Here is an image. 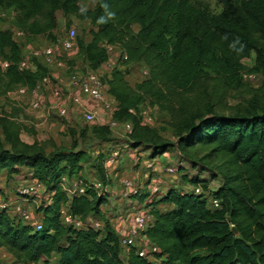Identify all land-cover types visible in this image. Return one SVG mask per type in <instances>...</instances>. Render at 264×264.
<instances>
[{
    "label": "trees",
    "instance_id": "16d2710c",
    "mask_svg": "<svg viewBox=\"0 0 264 264\" xmlns=\"http://www.w3.org/2000/svg\"><path fill=\"white\" fill-rule=\"evenodd\" d=\"M81 1L0 0V9L17 12L28 41L43 36L53 42L57 13L79 14ZM216 1L224 10L220 15L212 14L205 0H97L95 10L81 15L95 26L89 41L77 40L89 69L96 71L106 64L107 46H113L121 50L125 63H143L149 70L135 88L115 70L108 81V92L118 104L114 119L132 123L133 145L151 146L162 155L172 147L197 170L196 175H182L185 191L169 189L151 203L142 191L131 196L154 218L145 237L160 250L161 264H264V103L257 104L258 113L225 116L215 111L216 102H210L208 91L213 82L217 102H222L226 94L222 96L219 88L239 79L241 61L252 52L258 71L264 72V0ZM135 25L140 26L138 33ZM23 57L12 31H0V60L9 63L7 68L0 66V98H8L18 88L32 91L48 77V68L39 61L35 70L21 69ZM144 103L170 116L181 135L176 144H159L157 131L141 116ZM9 125L5 132L11 148L0 149V170H7L11 178L21 168H29L34 183L42 184L51 197L37 210L43 224L39 231L0 210V250H7L21 264L54 257L57 264H152L136 248L124 256L120 236L109 221L100 229L64 226V207L84 223L105 216L102 206L108 199L97 189L87 183L86 195L71 197L63 183L67 179L70 187L82 173L84 151L51 156L34 152L21 141L17 123ZM95 125L92 132L98 140L111 142L107 137L111 128ZM215 161L221 162L217 168L223 179L212 191L210 181L198 174L212 172L205 163ZM97 171L106 185L103 167L98 165ZM198 188L203 194L194 192ZM210 197L220 201L219 209L209 208ZM163 205L173 209L162 211Z\"/></svg>",
    "mask_w": 264,
    "mask_h": 264
},
{
    "label": "rangeland",
    "instance_id": "374dc122",
    "mask_svg": "<svg viewBox=\"0 0 264 264\" xmlns=\"http://www.w3.org/2000/svg\"><path fill=\"white\" fill-rule=\"evenodd\" d=\"M205 4L214 15H220L224 11L216 0H205ZM96 7L97 0H82L78 4L79 14L57 13V28L54 32L56 40L52 42L48 38L40 36L30 42L26 35L27 46L22 44L24 55H28L27 50L30 47H45L52 43L68 64V71L62 72V84L60 83L65 86L66 82L78 72V69L80 70L85 66V62L79 51H64L61 47V41L71 29L76 30L77 40L85 38L89 41L90 32L95 30V26L81 15L95 10ZM40 18L43 19L44 17ZM20 28L18 14L14 9L9 11L0 9V31L20 30ZM133 29L138 33L140 26L135 25ZM108 62L110 64L109 70L123 73L127 83L132 88H135L148 77L149 70L145 64L125 63V58L122 57L121 50L117 47L110 52ZM241 64L243 70L239 79L232 85H226L227 88L224 86L219 88V93L222 96L226 94L222 102H217L220 98L215 95L216 85L212 82L208 86L211 96L209 97L210 102L218 103L213 104L218 114L230 116L237 113H258L257 104L264 103V72L258 71L256 53L252 52L249 58L241 61ZM43 98L47 107H50L51 103L47 97L43 96ZM34 99L28 96H21L20 98L19 95L0 98V149L11 148L5 129L11 127L9 123H17L20 128L21 141L32 148L34 152L51 156L57 152L84 151L85 158L81 164L82 173L73 178L70 187L77 181H83L96 186L97 192L108 199L102 206L104 218L97 219L103 224L107 221L111 223L112 219L119 220L130 212L134 205H138L134 203L135 201L131 196H126L129 193L127 182L136 185L140 191L147 193L149 198L151 188H146V185L152 179L149 184L154 183L161 188V196L155 199L159 200L169 189L185 191L186 187L181 180L182 175L197 174V170H193L191 164L184 162L179 152L172 147L168 149L166 154L162 155L157 154V149L151 146L140 148L134 146L136 137L126 128L127 125L133 128L129 121H119L116 128L110 129L111 134L107 137L111 142L105 143L98 140V137L92 132L96 125L87 124L83 120L82 114H73L71 121H68L49 109H31L29 102ZM142 107L150 113L151 122L148 126L157 131L160 137L159 144H176L181 135L180 131L171 124L170 116L150 104L144 103ZM141 123L143 124V122ZM96 124L101 123L97 122ZM117 153L119 155L116 157ZM152 158L158 159V165L156 171L150 172L147 170V162ZM196 161H200V159ZM220 164L219 161L205 163V167L212 172L198 174L201 179L210 181L212 191L217 190L222 183L223 175L217 168ZM98 165L103 167L106 176H108L106 166L110 168L111 177H107L106 185L102 181L101 175L98 174ZM168 167L175 168L177 172L173 175L168 174L165 170ZM181 168L183 170H180ZM7 173V170H0V210L6 206L9 214L18 220H21L24 214L31 215L32 226H35V223L41 221L37 210L49 201L51 196L47 195L46 190L43 189L39 197L25 199L21 196L20 191L25 185L34 183L30 169L23 167L18 175L11 178ZM213 174L217 177L213 178ZM145 175L148 178H145ZM130 200L134 202H130ZM167 209L169 207L162 208L163 211ZM116 223H114L115 229L117 228ZM0 261L6 264H21L17 263L15 257L5 249L0 250ZM39 264H57V260H45Z\"/></svg>",
    "mask_w": 264,
    "mask_h": 264
},
{
    "label": "built area",
    "instance_id": "2783aa9c",
    "mask_svg": "<svg viewBox=\"0 0 264 264\" xmlns=\"http://www.w3.org/2000/svg\"><path fill=\"white\" fill-rule=\"evenodd\" d=\"M13 39L16 43L22 46H27V37L21 30H13ZM24 42V43H22ZM61 47L66 52H77L78 41L77 33L75 29L68 31L67 35L63 37L61 41ZM115 47L107 46L109 52H112ZM28 55L23 57V61L20 64L21 69H36V62L39 61L45 65L49 70V75L46 77L34 90L29 91L26 88H18L15 92L9 96L19 95L33 97L30 107L33 110L49 109L56 112L61 118L71 121L73 114H82L83 120L93 125L100 122L109 126L111 129L116 128L119 123L114 119L116 112L118 111V104L116 99L108 92V81L111 78L112 71L109 70V62L104 64L100 69L93 71L85 65L82 69H78V72L72 76L62 86V72L68 71V64H66L63 56L58 52L56 47L51 43L45 47H30ZM125 58V57H124ZM0 66L7 68L9 63L0 60ZM61 83V84H60ZM44 93V94H42ZM47 95V96H45ZM47 97L50 107L46 105L45 99ZM37 98V99H36ZM130 113L136 114L135 110H131ZM141 116L144 121L149 124L151 122L150 113L146 109H142ZM126 128L131 131L132 127L127 125ZM119 154H116V157ZM158 165V159L147 162L148 171H156ZM166 172L170 175L175 174V169L169 168ZM63 183L66 185V191L69 196H83L86 195V189L88 184L83 181H77L73 183L72 187H68V180L64 179ZM128 185L129 193L126 196L136 195L140 189L133 183H126ZM92 186V185H91ZM95 189L96 186L93 185ZM45 187L40 183L27 184L21 188L20 194L25 199L30 197H39L41 190ZM194 192L198 195L203 194L201 188L194 189ZM162 194L161 188L153 184L151 188V196L148 198L147 203L153 202L157 197ZM50 200V198H49ZM146 203V204H147ZM209 208L211 210L220 208V201L210 197ZM1 210H7L6 206ZM133 219L131 223L125 229V232L120 236V246L124 256H127L131 249L136 248L139 256L148 260L152 264H161L164 259H160L157 255L160 250L152 246L146 239L145 233L147 229L153 224L154 218L146 208V205H137L133 208ZM26 224L32 225V216L24 214L21 219ZM61 222L64 226H72L77 229L93 228L100 229L103 223L100 221L83 222L81 219L75 218L69 212L67 207L62 209ZM36 230H41L43 227L42 222L35 223L33 225Z\"/></svg>",
    "mask_w": 264,
    "mask_h": 264
},
{
    "label": "crops",
    "instance_id": "0c3cea01",
    "mask_svg": "<svg viewBox=\"0 0 264 264\" xmlns=\"http://www.w3.org/2000/svg\"><path fill=\"white\" fill-rule=\"evenodd\" d=\"M106 169H107V173H108V178H110L111 177V175H110V173H109V170H110V168H109V166H106ZM145 178H148L147 177V175H145ZM151 181H152V179H151ZM154 183H151L150 185H149V188H152V186L151 185H153ZM135 201V200H134ZM133 200L131 201L130 200V202H134ZM135 204H138V202L137 201H135L134 202ZM135 206H137V205H134V207ZM133 207V208H134ZM163 207H169V209H167V210H171V209H173V207L172 206H168V205H163V206H160V209L162 210V208ZM133 210V209H132ZM130 211V212H128L124 217H122V218H120L119 220H116V219H112L111 220V225H112V227H113V229H114V231L119 235V236H122L123 234H124V232H125V229L127 228V226L131 223V221H132V219H133V211ZM167 210H164V211H167ZM163 211V210H162ZM40 218H41V216H39ZM41 220V219H40ZM115 222H117L116 223V229H115V225H114V223ZM53 259H56V260H58V258L57 257H54V258H52L51 260H53ZM50 260V261H51ZM42 261H45V259L44 260H42ZM47 261V260H46Z\"/></svg>",
    "mask_w": 264,
    "mask_h": 264
},
{
    "label": "water",
    "instance_id": "95a60500",
    "mask_svg": "<svg viewBox=\"0 0 264 264\" xmlns=\"http://www.w3.org/2000/svg\"><path fill=\"white\" fill-rule=\"evenodd\" d=\"M232 232L236 235V237L240 236L238 231H237V229H236V227H234V226L232 227Z\"/></svg>",
    "mask_w": 264,
    "mask_h": 264
}]
</instances>
